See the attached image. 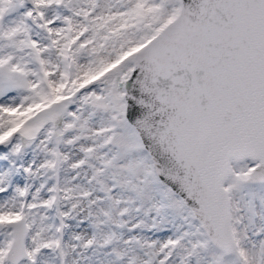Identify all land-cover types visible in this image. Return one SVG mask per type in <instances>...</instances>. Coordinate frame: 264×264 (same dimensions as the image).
I'll return each instance as SVG.
<instances>
[{
  "label": "snow or ice",
  "instance_id": "6c2138e0",
  "mask_svg": "<svg viewBox=\"0 0 264 264\" xmlns=\"http://www.w3.org/2000/svg\"><path fill=\"white\" fill-rule=\"evenodd\" d=\"M0 264H264V0H0Z\"/></svg>",
  "mask_w": 264,
  "mask_h": 264
}]
</instances>
